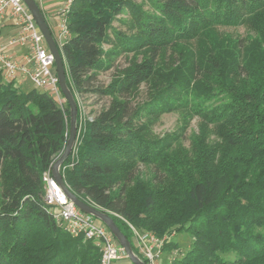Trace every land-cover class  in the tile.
<instances>
[{
    "label": "trees",
    "instance_id": "1",
    "mask_svg": "<svg viewBox=\"0 0 264 264\" xmlns=\"http://www.w3.org/2000/svg\"><path fill=\"white\" fill-rule=\"evenodd\" d=\"M147 1L151 11L135 0L70 7L72 36L60 48L67 83L76 99L109 101L82 125L78 105L65 181L108 212L141 257L118 215L170 236L163 264H264V0ZM219 24L256 35L199 47ZM22 86L0 72V264H101L95 240L59 225L45 201L43 174L67 142L69 104ZM174 110L201 119L188 148L154 131Z\"/></svg>",
    "mask_w": 264,
    "mask_h": 264
},
{
    "label": "built area",
    "instance_id": "2",
    "mask_svg": "<svg viewBox=\"0 0 264 264\" xmlns=\"http://www.w3.org/2000/svg\"><path fill=\"white\" fill-rule=\"evenodd\" d=\"M73 2L63 0L57 7V29L53 35L60 52V48L72 36L69 12ZM5 23H11L16 28L14 34L7 37L3 35ZM0 72L6 80H14L19 85L30 81L33 87L47 91L61 106L64 105L55 56L23 0H0ZM80 122L82 125L83 121ZM51 171L52 167L43 174L45 201L57 223L75 236L82 235L85 239L95 240L101 250V264H129L130 259L124 247L118 243L106 224L69 200ZM118 216L131 227L134 243L147 264H158L170 236L141 230ZM176 255L177 251H172V256Z\"/></svg>",
    "mask_w": 264,
    "mask_h": 264
},
{
    "label": "water",
    "instance_id": "3",
    "mask_svg": "<svg viewBox=\"0 0 264 264\" xmlns=\"http://www.w3.org/2000/svg\"><path fill=\"white\" fill-rule=\"evenodd\" d=\"M23 1L25 2L28 9L32 13L36 23L38 24V27L43 33V36L45 37V40L48 44L50 51L55 56L56 70L61 88L60 90L65 96L70 107L69 136L67 142L65 143V147L64 150L62 151V154H60V156L54 161L51 172L53 173L55 180L62 188V190L64 191V193L66 194L69 200L74 202V204L78 206L81 210L90 213L91 215L95 216L100 221H102L104 224H106V226L109 228V230L118 240V242L124 247L128 258L133 264H147V262L133 250V246L131 244L130 239L121 230V228L116 223L115 219L108 212H105L104 210L94 206L93 204L84 201L83 199L79 198L78 195L76 196V194L70 189V187L67 185L65 181L63 173L61 172V167L77 144L78 132H79L78 103L73 91L71 90V88L67 83V74H66L64 59L60 50L58 49V45L53 35V31L43 12L41 5L37 0H23Z\"/></svg>",
    "mask_w": 264,
    "mask_h": 264
},
{
    "label": "rangeland",
    "instance_id": "4",
    "mask_svg": "<svg viewBox=\"0 0 264 264\" xmlns=\"http://www.w3.org/2000/svg\"><path fill=\"white\" fill-rule=\"evenodd\" d=\"M138 3H141L146 10L152 9V6H150L149 2L147 0H135ZM54 19H51V22H53ZM115 25H119L118 21L114 22ZM122 28H125L122 26ZM212 33L208 34L203 33L199 38H198V46L199 47H209L212 45V42L215 40L213 37H219L221 38H232V39H245L247 41L250 37H255L256 33L248 28L246 25H216L213 30H211ZM212 34V35H211ZM119 67H124L127 65L126 57L124 55L121 56V58L118 60ZM116 71V68H112L111 70H108L106 72H102L99 75V79L101 83H108L111 80V77L113 73ZM17 84V83H16ZM23 90H28L33 87L32 83L30 81H26L24 84H22ZM77 103L80 108V121H83V124L85 123L84 120L86 117H92L93 115L96 114L103 106H105L109 99L105 98L102 100H98L96 97H90L88 95L84 96H78L77 98ZM183 112L179 110H174L170 111L169 113H163L161 116L156 121V124L154 126V131L157 133L159 136H164V135H170V136H175V135H180L181 140L175 141V147H178V145L182 147H189L190 145V137L194 131L198 130L199 123H200V117L195 115L192 116L190 119L185 120L183 119ZM175 152V151H174ZM188 232H181L178 235V240L183 241L184 248H188L189 240L190 238L188 237ZM171 254V252H170Z\"/></svg>",
    "mask_w": 264,
    "mask_h": 264
},
{
    "label": "crops",
    "instance_id": "5",
    "mask_svg": "<svg viewBox=\"0 0 264 264\" xmlns=\"http://www.w3.org/2000/svg\"><path fill=\"white\" fill-rule=\"evenodd\" d=\"M39 4L41 5L43 12L50 24V27L54 31L57 29V16L56 11L57 7L61 5L63 0H37ZM54 19L53 22H51V19ZM16 31V28L11 23H5L3 27V35L7 37L8 35L14 34ZM168 253L167 251L163 254L162 258L159 260L158 264H163L168 260ZM130 264V263H129Z\"/></svg>",
    "mask_w": 264,
    "mask_h": 264
}]
</instances>
